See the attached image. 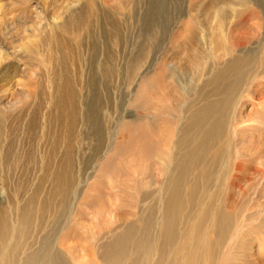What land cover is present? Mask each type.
<instances>
[{
	"label": "bare ground",
	"instance_id": "6f19581e",
	"mask_svg": "<svg viewBox=\"0 0 264 264\" xmlns=\"http://www.w3.org/2000/svg\"><path fill=\"white\" fill-rule=\"evenodd\" d=\"M140 1L144 7L134 14L138 15L135 22L140 36H147L149 26L153 25L158 28L156 34L159 30L160 40L157 38L158 50L152 62L146 64L144 58L148 57L139 56L134 67L140 63L138 69L143 68L141 80L153 65L160 64L163 74L169 72L166 76L176 84L181 98L178 113L165 111V102L161 100L157 108H165L153 116H144L148 123L157 122L165 115L176 122L170 134L164 125L159 133L157 175L163 183L155 194L161 197L152 196L149 198L152 202L147 204L146 197L141 199L142 204L136 205L140 226L129 222L114 233L103 231L108 227L103 226L107 222L105 217L109 224L114 216L103 213L102 207L89 213L98 230L87 229L89 239L82 241L89 243L87 248L91 254L85 264H239L244 245L255 249L254 263L264 264V0H207L201 18L192 12L201 0H187L185 10L180 8L182 0H173L176 5L172 16L166 0ZM170 21L175 29L181 24L183 32H187L185 36L182 31L180 36L171 32V36L173 41L182 38L183 54L186 52L190 59L189 72H178L172 59L164 61V52L173 45L169 41L163 43L172 27ZM80 41L81 38L77 46ZM143 49L146 54L147 47ZM3 55L0 60L8 56ZM23 70L24 67L22 73ZM111 70L102 71L103 77L109 79ZM181 73L188 75L178 76ZM73 88L68 87L63 95L69 106L66 114L61 112L67 144L74 141L80 119ZM246 104L251 109L244 117L242 111ZM14 105L11 107L15 108ZM8 109L0 105V141L7 136L3 116ZM84 110V121L100 133L94 105L85 103ZM122 118L123 115L117 122H122ZM118 127L116 124L106 129L104 140L98 139L99 149L85 169L75 172L68 160L48 174L49 164L42 162L39 167L43 172L42 183L30 194L16 191L8 206L0 207V264H77V257L71 248H64V242L72 233L70 226L77 224L73 218L85 216L88 202L93 201L92 196L99 195V186L88 180L93 178L100 163L99 154L103 156L113 146ZM65 151L72 155L71 149ZM0 157L3 158L2 149ZM141 167L140 174L138 167L137 172H133L136 168L132 170L138 183L145 171ZM1 171L0 189H3L4 177L8 175L3 166ZM45 184L48 188L39 200ZM208 191L217 192L221 197L208 205L207 214L198 226L200 238H196L195 247L189 251L186 238H179V223L188 210L196 207L199 193ZM234 196L239 199L236 203H233ZM217 206L218 213L208 214ZM48 224L51 227L46 230Z\"/></svg>",
	"mask_w": 264,
	"mask_h": 264
},
{
	"label": "rangeland",
	"instance_id": "374dc122",
	"mask_svg": "<svg viewBox=\"0 0 264 264\" xmlns=\"http://www.w3.org/2000/svg\"><path fill=\"white\" fill-rule=\"evenodd\" d=\"M186 1L182 0L180 4L182 10L186 9ZM206 2L201 0V3H196L193 14L201 18ZM174 5L173 0H166L171 16ZM143 7L140 0H0V56L3 52V56L8 55L5 61L0 60V105L9 107L3 116L7 119L3 120L7 136L0 141L3 153L0 172L3 166L8 175L4 177V188L0 189V207L6 208L16 191L30 194L36 185L42 183L43 172L39 171L42 162L46 166L49 164L48 174L58 165L69 161L74 171L85 169L99 149L98 139L102 137L100 140H104L107 130L119 124L112 150L106 151L103 156L99 154L100 163L93 178L88 180V183L99 186V195H94L99 197L92 196L95 201L88 202V207L84 209L85 216L73 218L77 224L70 226L72 233L63 241L64 248H71L77 257V264H85L91 255L87 248L89 243L82 242L85 238L89 239L87 229L98 230L89 213L102 207L103 213L114 216L112 223L108 224L107 217V222L103 221L104 227L108 225L103 231L114 233L129 222L140 226L137 206L142 204L141 199L146 197L144 203L147 204L152 202L150 197H161L155 194L163 183L157 175L159 133L164 125L170 134L176 122L165 115L157 122H151L152 119L148 123L144 116H153L160 108H165H157L161 100L165 102V111L178 113L177 104L181 98L176 84L167 78L169 72L163 74L160 64L153 65L146 78L141 80L139 76L143 68L138 69L140 63L134 67V63L139 62V56L148 57V61L144 58L146 64L152 62L158 50L155 47L157 38L160 40L159 30L156 34L158 28L153 25L149 26L147 36H140L135 22L138 15L134 14L142 11ZM171 21L169 25L172 26L174 23ZM182 26L180 24L177 29L172 26L165 35L163 43L169 41L173 45L164 52V61L170 62L172 59L178 72H189L190 59L186 52L183 54L184 48L180 45L182 38L173 41L171 36V32L174 36H180V31L185 36L187 32H183ZM80 38V45L77 46ZM27 45L31 48L28 49ZM144 46L147 47L146 54ZM105 69H112L109 79L103 77ZM186 75L188 73L178 76ZM68 87L75 88L80 117L72 145L67 144L64 118H61V112L66 114L69 106L63 96ZM135 88H138L137 91ZM85 103L94 105L95 119L101 125L102 133H96L84 121ZM250 109L251 106L246 104L242 115L245 117ZM122 115L123 121L118 123ZM65 149H71L72 155ZM141 166L145 169V174L141 175L144 180L138 183L134 181L136 173L133 172L138 171L136 167L139 169L137 173L141 172ZM136 182L137 185H134ZM47 188L45 184L39 200L44 197ZM199 195L196 207L188 210L187 216L182 217L179 223V238H186L189 251L195 247L196 238H200L197 236L198 226L207 214L208 205H213L221 197L213 191ZM238 201L234 196L233 203ZM217 208L208 214L212 211L218 213ZM50 227L48 224L46 230ZM242 249L239 264H256L255 249L252 246L248 249L246 245Z\"/></svg>",
	"mask_w": 264,
	"mask_h": 264
}]
</instances>
